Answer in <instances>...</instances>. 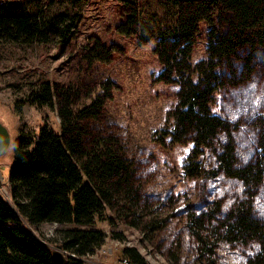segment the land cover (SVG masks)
Listing matches in <instances>:
<instances>
[{"label":"trees","instance_id":"16d2710c","mask_svg":"<svg viewBox=\"0 0 264 264\" xmlns=\"http://www.w3.org/2000/svg\"><path fill=\"white\" fill-rule=\"evenodd\" d=\"M63 1L76 5L87 0ZM168 1L161 7L169 27L158 38L144 35L149 27L140 18L137 0L126 1L128 15L116 33L138 37L139 43L152 40L160 66L155 80L176 89L173 123L158 142L191 145L182 165L188 178L219 177L233 185L234 197L226 205L216 199L186 207L185 230L196 244L200 264H215L214 250L220 245L238 249L245 264H264V213L256 210L258 196L264 194V85L259 108L248 122L251 143L245 157L237 156L236 126L211 110L217 95H226L227 87L254 74L255 59L256 75L264 84V0ZM76 22L75 16L40 10L0 13V42L65 45ZM202 25L208 26L205 58L192 63ZM115 52L96 41L87 49L88 65L108 64ZM36 89L28 99L38 108L57 104L59 129L44 125L35 136L21 135L13 142L7 180L12 206L0 196V264H55L51 250L25 226L45 222L78 226L60 231V246L74 255L66 264H81L76 257L90 255L104 243L105 234L93 226L106 206L130 195L127 210L139 218L138 188L120 142L99 127L111 85L103 84L82 105L74 102L78 92L71 88L42 83ZM203 160L210 162L209 170L202 168ZM137 218L130 223L134 227ZM160 223L152 218L143 227L152 231ZM122 254L129 264H146L134 248L125 247Z\"/></svg>","mask_w":264,"mask_h":264},{"label":"rangeland","instance_id":"374dc122","mask_svg":"<svg viewBox=\"0 0 264 264\" xmlns=\"http://www.w3.org/2000/svg\"><path fill=\"white\" fill-rule=\"evenodd\" d=\"M126 1L130 0H87L76 5L63 0H9L0 4V13L30 14L40 10L51 16L64 13L77 20L69 43L65 45L56 41L30 45L0 42V123L11 139L9 150L0 157L3 187L8 191L0 188V196L12 206L7 180L13 142L21 135L35 136L44 125L55 131L59 129L56 101L53 108H38L28 99L31 93L42 83L60 89L71 88L78 92L74 102L82 105L100 93L103 84L111 85L99 127L104 134L120 142L133 169L132 181L138 188L142 209L137 210L139 218L130 216L127 210L130 195L127 198L119 196L112 208L106 206L102 218L93 226L105 234L104 243L90 255L75 257L81 264H122V250L131 247L146 264H200L196 244L185 230V215L189 211L186 207L193 208L201 202L210 204L216 199L226 205L234 197L233 185L219 177L188 178L182 165L191 145H170L167 140L158 142L161 135L163 138L162 132L173 123L170 115L176 104V89L155 80L160 66L152 52V40L139 43L138 37L116 33V28L128 15ZM137 1L140 18L149 27L144 35L158 38V34L169 27L163 23L166 16L163 8L169 1ZM162 3L165 7H161ZM155 19L156 24H152ZM207 29L208 26L202 25L196 37L192 63L205 58ZM96 41L117 51L112 54L110 63L91 62L88 65L87 49ZM255 61L254 74L246 81L239 80L233 88L227 87L226 95H217L211 108L215 115L236 126L234 142L240 158L247 156L250 150L248 122L259 108L264 85L256 75ZM202 168L209 170L210 162L203 160ZM262 193L256 201L258 213H264ZM135 218L138 219L137 227L130 224ZM152 218L162 224L149 231L143 226ZM25 226L51 252H66L72 256L68 261L75 259L61 248L60 231L78 226L61 227L46 222L36 227ZM214 253L215 264H245V257L238 249L220 245Z\"/></svg>","mask_w":264,"mask_h":264},{"label":"water","instance_id":"95a60500","mask_svg":"<svg viewBox=\"0 0 264 264\" xmlns=\"http://www.w3.org/2000/svg\"><path fill=\"white\" fill-rule=\"evenodd\" d=\"M10 135L8 130L0 123V157L5 155L10 148ZM52 260L55 264H66L68 258H72L66 252L53 250L51 252ZM74 257V256H73Z\"/></svg>","mask_w":264,"mask_h":264},{"label":"built area","instance_id":"2783aa9c","mask_svg":"<svg viewBox=\"0 0 264 264\" xmlns=\"http://www.w3.org/2000/svg\"><path fill=\"white\" fill-rule=\"evenodd\" d=\"M6 1H7V0H0V4H1V5H4ZM3 186H4V185H3V176H2L1 173H0V188H3V190L5 191V189H4ZM5 192H6V191H5ZM122 264H129V262H128V260H127L126 258H124V259L122 260Z\"/></svg>","mask_w":264,"mask_h":264},{"label":"bare ground","instance_id":"6f19581e","mask_svg":"<svg viewBox=\"0 0 264 264\" xmlns=\"http://www.w3.org/2000/svg\"><path fill=\"white\" fill-rule=\"evenodd\" d=\"M6 192H8V191H6ZM6 194H8V193H6ZM123 251V250H122Z\"/></svg>","mask_w":264,"mask_h":264}]
</instances>
